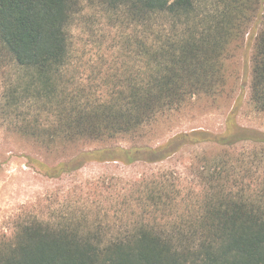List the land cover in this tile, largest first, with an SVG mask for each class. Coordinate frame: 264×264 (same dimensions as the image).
I'll return each instance as SVG.
<instances>
[{
	"label": "trees",
	"instance_id": "obj_1",
	"mask_svg": "<svg viewBox=\"0 0 264 264\" xmlns=\"http://www.w3.org/2000/svg\"><path fill=\"white\" fill-rule=\"evenodd\" d=\"M101 2L132 31L125 70L102 86L105 96L70 75L80 0H0V48L16 66L7 105L16 108L21 133L48 153L63 145L72 155L56 166L30 158L34 167L54 179L90 162H161L187 145L251 147L236 164L203 156L201 191L165 171L121 196L112 216L22 214L11 235H0V264H264L263 132L227 125L219 134L193 131L156 148L140 145L160 117L225 93L229 51L248 34L256 40L251 104L264 114V0ZM119 138L136 145L113 144ZM81 141L102 147L77 151Z\"/></svg>",
	"mask_w": 264,
	"mask_h": 264
},
{
	"label": "rangeland",
	"instance_id": "obj_2",
	"mask_svg": "<svg viewBox=\"0 0 264 264\" xmlns=\"http://www.w3.org/2000/svg\"><path fill=\"white\" fill-rule=\"evenodd\" d=\"M260 30L261 27L258 33ZM131 34L123 18L113 15L101 0H80L70 28L73 59L69 69L70 75L79 80V86L105 96L106 87L102 86L113 80L111 77L118 69L120 75L125 70L124 46ZM251 39L250 34L246 35L240 48L229 51L223 95L195 98L182 109L160 117L154 126L146 128V138L140 145L156 148L176 135L193 131L219 134L227 125L264 133V114L257 112L251 104V58L256 41ZM15 82L16 66L0 48V235H11L15 220L22 214L48 219L61 211L99 210L102 217L105 214L112 216V208L121 196L159 172L178 174L190 189L201 191L203 156L235 159L236 164L241 154L251 147L241 144L232 150L209 144L187 145L161 162H140L129 166L90 162L74 173L52 179L34 167L30 158L56 166L69 161L72 155L61 150L63 145L48 153L31 137L20 132L22 120L17 117L15 107H8L6 99ZM113 144L127 148L136 145L130 138H119ZM75 146L77 151L102 147L83 141Z\"/></svg>",
	"mask_w": 264,
	"mask_h": 264
}]
</instances>
